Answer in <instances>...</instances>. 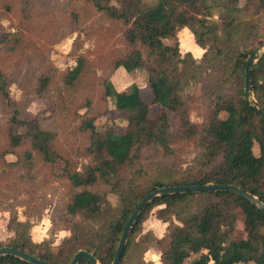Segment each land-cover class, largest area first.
I'll return each instance as SVG.
<instances>
[{
  "label": "trees",
  "instance_id": "obj_1",
  "mask_svg": "<svg viewBox=\"0 0 264 264\" xmlns=\"http://www.w3.org/2000/svg\"><path fill=\"white\" fill-rule=\"evenodd\" d=\"M74 1L70 6L78 12L76 15L71 9L76 21L94 9L123 27L121 39L128 49L114 55L111 68L146 69L156 103L177 112L181 127L173 133L166 114L151 119L147 104L132 97L130 91H118L105 77L102 96L123 112L125 128L121 133L112 125L99 130L96 116L83 114L77 132L84 136L85 153L92 159L80 169L60 142L64 127L58 121L61 110L56 101L62 102L64 93L91 76L92 64L87 57L78 56L76 65L60 76L62 87L54 100L47 96L59 82L53 68L44 70L33 90L34 97L47 101V112L22 117L13 109L1 129L0 164L11 168L25 165L28 171L41 164L50 168L52 176L66 181L69 195L55 212L70 235L54 248L45 241L35 242L31 224L14 219L13 226L9 225L14 237L5 244L0 242V249L8 246L27 251L50 264H71L85 250L99 264H112L129 218L139 202L155 190L233 185L264 202V118L246 99L245 88L246 62L256 50L250 42L258 35L260 20L264 21V0H247L244 7L239 6L240 0ZM185 28L203 49L200 57L182 51L178 37ZM171 39L175 44L165 42ZM9 50L20 52L16 44ZM212 75L215 78L208 87L213 91V106L199 124L190 117L188 89ZM250 77L251 94L264 108V54L254 63ZM0 99L14 107L9 82L1 70ZM87 105L89 109L90 102ZM179 140L192 141L197 149L192 168L178 170L171 163L174 143ZM150 147L161 149L170 162H161L152 170L145 168L140 163L142 151ZM8 156L16 160L9 162ZM60 161L65 166L57 175L52 169ZM108 194L117 196L116 205L110 203ZM156 207L159 219L168 223L162 236L142 230ZM239 223L243 224L241 235ZM151 247L159 250L161 264H264V211L225 190L161 195L138 214L119 264H151L145 257ZM0 264L31 263L6 254L0 256ZM79 264L92 263L82 259Z\"/></svg>",
  "mask_w": 264,
  "mask_h": 264
},
{
  "label": "rangeland",
  "instance_id": "obj_2",
  "mask_svg": "<svg viewBox=\"0 0 264 264\" xmlns=\"http://www.w3.org/2000/svg\"><path fill=\"white\" fill-rule=\"evenodd\" d=\"M147 2L154 3L155 0ZM246 2L240 0L239 6L244 7ZM71 3L76 4L74 0H0V70L6 74L14 106L0 99V136L14 108L22 117L47 112V101L34 97L33 89L39 75L53 68L55 81L59 83L47 98L57 99L62 87L60 76L76 65L80 55L87 57L93 73L77 89L64 93L62 102L56 101L61 110L58 121L64 127L60 142L67 154L78 162L80 169L92 159L85 153L84 136L77 132L83 114L96 116L95 123L99 130L112 125L116 132L121 133L125 128V122L121 119L123 112L114 107L110 98L105 101L102 96L105 77L116 89L130 91L132 97L137 96L136 99L147 104L151 119L166 114L171 131L176 133L181 127V118L177 112L166 110L156 103L146 69L128 73L123 68H111L114 55L128 49L121 39L123 27L117 21L105 19L94 9L87 10V16H81L76 21L71 12V9L74 10ZM74 12L78 15V12ZM178 39L183 52L191 51L195 57L202 55V48L197 46L193 34L187 28L179 33ZM165 42L173 45L176 41L171 39ZM13 44L19 47L20 52L9 50ZM250 46L255 51L264 47L262 19L258 35L250 42ZM214 78V75L212 78L206 76L204 82L188 89L191 96L188 104L190 117L196 123L202 124L213 106L214 95L208 84ZM89 102L91 106L87 109ZM174 148L175 156L171 163L176 165V169L186 170L195 165L197 149L192 141L179 140L174 143ZM254 152L259 154L257 144ZM142 153L143 160L140 163L148 170L161 162H170L159 148H146ZM103 154L106 158L110 157L106 150H103ZM7 160L14 162L16 157L8 156ZM64 166L62 161L56 163L52 169L54 174H62ZM51 173L50 168L41 164H37L32 171H28L25 165L11 168L0 164V242L5 244L14 237L9 227L10 224L13 226L14 219L31 224L29 231L35 242L45 241L54 248L70 235L55 212L69 195L68 186L66 181L55 178ZM108 199L112 205L117 204L114 194H108ZM158 208H154L144 222L143 232L153 230L162 236L167 231L168 223L159 219ZM239 229L241 235L242 223H239ZM145 257L152 264H161L160 252L155 247H151Z\"/></svg>",
  "mask_w": 264,
  "mask_h": 264
},
{
  "label": "water",
  "instance_id": "obj_3",
  "mask_svg": "<svg viewBox=\"0 0 264 264\" xmlns=\"http://www.w3.org/2000/svg\"><path fill=\"white\" fill-rule=\"evenodd\" d=\"M264 54V47L260 50V51H254L251 53L249 59L246 62V66H245V88H246V99L249 100L254 108L256 110H258L261 115L264 118V108L261 107V105L254 99V97L251 94V69L254 65V63L258 60V58H260L262 55ZM212 190H225V191H230L233 192L235 194H238L242 197H244L245 199L249 200L250 202H252L253 204H255L256 206H258V208H260L262 211H264V202L261 201L260 199H258L256 196L252 195L251 193L237 187V186H233V185H215V184H207V185H197V186H180V187H163L160 188L158 190H155L151 193H149L146 197H144L139 204L137 205V207L135 208L134 212L132 213L131 217L129 218L125 230L123 232V235L121 237V240L119 242L115 257H114V261L112 264H119L125 249V245L127 242V238L130 235L133 226L136 222L137 216L140 213V211L142 210V208L148 204L149 202L153 201L154 199H156L158 196L161 195H165V194H170V193H179V192H201V191H212ZM6 254H10V255H14L18 258H21L25 261H28L31 264H50L49 262H46L32 254H30L27 251H23L20 249H16V248H11L8 246H5L3 248L0 249V256L2 255H6ZM82 259H87L89 260L92 264H99L97 258L92 254L89 253L85 250H81L79 251L75 257L72 260L71 264H79V262Z\"/></svg>",
  "mask_w": 264,
  "mask_h": 264
},
{
  "label": "crops",
  "instance_id": "obj_4",
  "mask_svg": "<svg viewBox=\"0 0 264 264\" xmlns=\"http://www.w3.org/2000/svg\"><path fill=\"white\" fill-rule=\"evenodd\" d=\"M186 29V28H185ZM184 30V29H183ZM198 46V45H197ZM203 50V49H202ZM203 53V52H202ZM136 71V70H135ZM132 72H134V71H132ZM132 72H128V73H132ZM118 90V89H117ZM118 91H120V90H118ZM139 91H141V90H139ZM147 260V259H146ZM159 260H160V257H159ZM147 261H149V260H147ZM150 262V261H149ZM152 264V263H151Z\"/></svg>",
  "mask_w": 264,
  "mask_h": 264
}]
</instances>
